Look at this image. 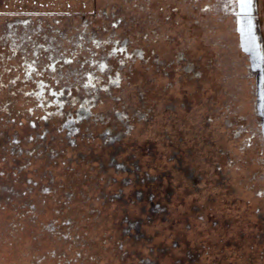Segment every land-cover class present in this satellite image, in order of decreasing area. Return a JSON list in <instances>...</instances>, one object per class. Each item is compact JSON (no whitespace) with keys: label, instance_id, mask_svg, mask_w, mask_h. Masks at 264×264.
I'll return each mask as SVG.
<instances>
[{"label":"rangeland","instance_id":"1","mask_svg":"<svg viewBox=\"0 0 264 264\" xmlns=\"http://www.w3.org/2000/svg\"><path fill=\"white\" fill-rule=\"evenodd\" d=\"M237 7L0 0V264H264V65ZM117 111L141 182L109 162Z\"/></svg>","mask_w":264,"mask_h":264},{"label":"trees","instance_id":"2","mask_svg":"<svg viewBox=\"0 0 264 264\" xmlns=\"http://www.w3.org/2000/svg\"><path fill=\"white\" fill-rule=\"evenodd\" d=\"M257 0H251V3L248 4L245 2V0H238V7L237 10L234 12L236 14V22L238 25V30L242 32L241 34V47L243 51H245L247 54H252L253 55V68L258 70L259 72L263 73V65H264V43L263 39L260 33V23H259V18H258V7H257ZM130 46L129 44V39L128 37H124L121 40L115 41L112 44V48L110 49L111 53H118L122 54L125 49H128ZM133 52L138 53V49H134ZM144 50H142V53ZM140 53V52H139ZM179 55L181 56V60L186 61L187 66H186V72L193 71L192 73L196 74V76H200V70L199 67L196 66L192 60L185 59V54L182 53ZM183 57V58H182ZM178 59V58H177ZM119 70L115 71L117 72L116 76L118 77L117 84H119L120 81V72ZM119 114H116V117L120 120V122L123 124V128H112V127H107L104 129V131L101 132L102 139L105 143V145L108 146L110 149H114L111 155L109 156V162L110 164H113L112 166L116 170H122L125 171L126 173H134L135 178L134 181L136 182H141L144 180L141 176L138 175L137 170H138V161L137 160H132V156L130 157L131 161L126 163L124 161H120L116 158L118 151L122 149V142L123 139L129 134L131 130V123H130V117L131 115L124 112V111H117ZM69 115H75L76 109L73 111L70 110L67 112ZM148 113H141V112H135L133 115L139 114L141 118L144 117H151ZM68 115V116H69ZM132 115V117H133ZM71 119V118H70ZM68 132H71L67 130ZM72 133V132H71ZM67 138H70V136L67 135ZM115 152V153H114ZM178 154V153H177ZM136 172V174H135ZM138 195V192H136ZM142 194V198L147 196L149 203H150V208L149 211L151 214L158 213L159 211H164L165 205L162 204L159 200L155 199L153 196L154 191L153 190H148L146 189L145 191L140 192ZM127 221L128 226H134L136 229L140 230V227H138V220H130L127 218L124 222ZM137 231V230H136ZM143 234V233H142ZM141 234V235H142ZM140 235V233H139Z\"/></svg>","mask_w":264,"mask_h":264},{"label":"flooded vegetation","instance_id":"3","mask_svg":"<svg viewBox=\"0 0 264 264\" xmlns=\"http://www.w3.org/2000/svg\"><path fill=\"white\" fill-rule=\"evenodd\" d=\"M248 55H249V67H250V69L254 70V71H257L255 68H253V61H252L253 55L250 54V53Z\"/></svg>","mask_w":264,"mask_h":264},{"label":"snow or ice","instance_id":"4","mask_svg":"<svg viewBox=\"0 0 264 264\" xmlns=\"http://www.w3.org/2000/svg\"><path fill=\"white\" fill-rule=\"evenodd\" d=\"M246 3L250 4L251 3V0H245Z\"/></svg>","mask_w":264,"mask_h":264}]
</instances>
